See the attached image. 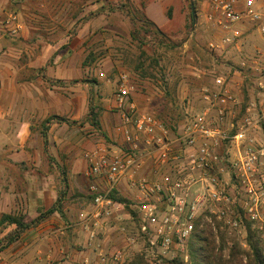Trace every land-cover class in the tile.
<instances>
[{"label": "rangeland", "instance_id": "obj_1", "mask_svg": "<svg viewBox=\"0 0 264 264\" xmlns=\"http://www.w3.org/2000/svg\"><path fill=\"white\" fill-rule=\"evenodd\" d=\"M11 1L13 4L4 10L3 18L15 13L22 16L20 20L25 25L26 21L21 18L26 0ZM213 1L28 0L26 4L36 8L33 10L36 20L33 21L35 28L30 31L31 37L34 41L41 38L50 45L52 57L46 66L53 65L57 55L65 53L67 69L73 74L77 72V78L54 80L52 85L62 83L66 88L62 91L68 96L72 94L70 85L77 82L82 87L84 124H94L101 146L111 155H120L127 147L116 130L122 112L117 97L121 75L129 77L133 101L139 113L156 115L165 111L168 121L178 114L184 120L187 112L200 111L203 105L201 94L213 85L216 76L227 78L230 91L239 100V105L233 109L234 116L230 117L235 125L245 118L250 103L258 105L264 102V94L258 91L254 82L256 68L264 67V34L243 22L235 27L243 35L233 43L224 44L223 40L232 33L225 32L218 24L220 15L213 8ZM238 1L242 6L246 0ZM256 2L264 9V0ZM41 23H47V26L43 28ZM92 108L97 111L92 112ZM114 117L118 120L113 121ZM87 131L85 129L84 133L88 137L90 132ZM145 159L155 164L153 156ZM150 169H145L147 175L144 170L140 176L149 177L152 174ZM164 169L168 168L164 167L163 172ZM93 183L91 180L87 184L89 195ZM123 186V191L115 195L120 209L113 215L115 221L110 231L113 243L108 242L99 250L95 249L96 246L93 248L92 238L85 235L87 225L81 223L92 207L85 211V216H78L81 218L79 221H66L68 216L64 211L73 204V197H69L68 187L56 186L58 212L35 222L40 212L55 204L51 206L49 195L43 196L46 205L30 211L28 220L35 224L0 252V264H165V261L177 258L190 264L189 242L183 248L169 252L152 247L141 235L137 215L129 212L131 209L137 214L131 199L134 193L127 182ZM23 210L20 205L13 213L8 206H0V219L5 213L22 216ZM214 226L216 231L212 224L205 225L203 230L213 233L216 251H220L222 238L225 239L224 260L230 258L232 247L251 251L250 235L253 242L259 243L264 255V237L254 223L245 221L240 233L221 228L218 222ZM13 230L14 226L10 225L0 227V247L6 244L5 238ZM104 233L107 232L102 230L98 238L105 239ZM86 248L87 254L83 251ZM101 250L104 252L99 255ZM102 258L105 261H101ZM240 258L243 263L247 262V256Z\"/></svg>", "mask_w": 264, "mask_h": 264}, {"label": "built area", "instance_id": "obj_2", "mask_svg": "<svg viewBox=\"0 0 264 264\" xmlns=\"http://www.w3.org/2000/svg\"><path fill=\"white\" fill-rule=\"evenodd\" d=\"M213 8L221 28L232 33L224 44L243 35L235 30L243 22L264 34V9L256 0L242 6L238 0H214ZM3 26L11 36L24 29L15 13L7 15ZM255 77L256 88L264 94V67L256 68ZM117 97L122 112L116 130L127 147L120 155L106 148L86 154L95 199L85 219L109 218L113 209L119 210L111 194L127 182L139 232L154 248L179 250L205 225L216 231L217 222L240 233L250 221L264 237V102L250 103L245 118L235 125L230 117L239 100L227 78L216 76L201 94L200 111L187 112L182 126L171 132L155 114L138 112L126 74L120 77ZM147 156L154 157L156 166L151 176L141 177ZM164 167L168 169L163 172Z\"/></svg>", "mask_w": 264, "mask_h": 264}, {"label": "crops", "instance_id": "obj_3", "mask_svg": "<svg viewBox=\"0 0 264 264\" xmlns=\"http://www.w3.org/2000/svg\"><path fill=\"white\" fill-rule=\"evenodd\" d=\"M26 3L21 18L26 21L25 30L8 39L11 35L5 32L3 22L6 17L3 18L2 14L13 2L0 0V206H8L9 211L15 213L21 205L23 215L30 219L31 209L46 205L43 196L49 195L52 206L57 198L56 186H66L70 190L69 197H73V204L64 211L68 216L66 221H79L92 205L88 200L87 184L91 180L87 177L85 156L104 147L99 143L94 124H84L82 87L77 82L70 85L72 94L68 96L62 91L66 89L62 83H55L71 80L73 76L77 78V70L73 74L67 69L65 53L57 55L53 65L46 66L52 57L50 45L41 38L34 41L31 37L30 31L35 28L33 21L36 20L33 10L36 8ZM41 26L45 28L47 23H41ZM54 80L56 85H52ZM56 89L60 91L55 92ZM84 128L90 132L88 137ZM151 163L152 160L146 159L143 169L151 168L152 173L156 164ZM123 189L124 186L119 191ZM131 199L133 201L134 197ZM115 210L109 218L82 219V225H87L85 235L92 238L93 248L96 246L95 249L99 250L108 242H114L110 231ZM102 230L107 232L103 234V240L98 238ZM87 248L83 250L86 254L89 252Z\"/></svg>", "mask_w": 264, "mask_h": 264}, {"label": "trees", "instance_id": "obj_4", "mask_svg": "<svg viewBox=\"0 0 264 264\" xmlns=\"http://www.w3.org/2000/svg\"><path fill=\"white\" fill-rule=\"evenodd\" d=\"M92 112L97 111V109H91ZM121 115V114H120ZM157 118L160 119L165 126L171 131L176 132L177 129L182 126L183 120L180 115L171 121L167 120V113L162 111L156 113ZM117 193L114 191L111 194V198L118 202V198L115 196ZM95 195H89L88 200L92 202L91 207L94 204ZM91 209V208H90ZM129 210V209H128ZM58 212L56 203L44 212H40L37 220L35 222L41 221L46 215H51ZM130 213L136 215L135 211L129 210ZM34 221H29L25 216H16L15 214H3L0 219V227L4 225L14 226V230L6 236L7 240L5 245L0 247V252L5 250L8 245L14 241H17L25 232H28L30 228L35 224ZM139 222V221H138ZM213 233L211 231H205L203 229L197 230L191 237L189 241V254H190V264H264V255L258 242H253V236L249 237V246L251 251H241L235 247L231 249V255L228 260L223 259L222 250L226 247L225 239L222 238V246L220 251H216L215 240L212 238ZM247 256V262L243 263L240 256ZM165 264H185L184 260L181 258L174 259L172 261H165ZM134 264V263H131Z\"/></svg>", "mask_w": 264, "mask_h": 264}]
</instances>
